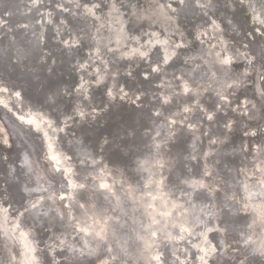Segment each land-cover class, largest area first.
<instances>
[{
    "label": "clouds",
    "instance_id": "clouds-1",
    "mask_svg": "<svg viewBox=\"0 0 264 264\" xmlns=\"http://www.w3.org/2000/svg\"><path fill=\"white\" fill-rule=\"evenodd\" d=\"M19 5L15 28L0 15V114L19 121L0 152V264H264V0ZM16 73L78 82L32 105ZM122 106L136 116L119 139H89ZM37 107L72 189L24 126Z\"/></svg>",
    "mask_w": 264,
    "mask_h": 264
},
{
    "label": "bare ground",
    "instance_id": "bare-ground-1",
    "mask_svg": "<svg viewBox=\"0 0 264 264\" xmlns=\"http://www.w3.org/2000/svg\"><path fill=\"white\" fill-rule=\"evenodd\" d=\"M20 5L19 0H0V14L6 13L8 11L13 12L12 17H8L10 23L9 26L15 28L16 25L23 19L19 15ZM5 17V16H4ZM5 19V18H4ZM12 35H15L13 33ZM5 39H8L7 36L4 37ZM0 56H7V48L0 49ZM8 79L12 80L15 85H17L18 89H21L22 91H25V96L22 95V102L24 100H27L32 105H38L39 101L42 99V93L46 90H55L59 87L62 83H71L72 85H75L78 80L76 78V81L70 78L67 73L60 77L59 79H51L47 76L44 77L43 81L39 84L33 83L31 80L24 79L21 77L18 73L13 74L8 77ZM71 81H74L71 82ZM78 86V84H77ZM97 95L102 96V92H98ZM7 97V94L0 97V100H5ZM62 109L64 111H71V107L68 104H61ZM61 107H59V110ZM134 108L129 110L127 106H122L119 110L114 113L112 117L107 116L105 118L104 122H101L96 126L94 131V136L90 137L89 139L95 138V136H99L101 139L104 137H107L109 140H112L115 138L114 133L121 134L122 132V125H131L133 123L135 115H133ZM5 114L10 116V113ZM20 116V113L17 112V117ZM0 118L4 119V117L0 114ZM16 118V117H15ZM24 126L34 130L33 131V138H35L37 144H44L47 142L48 146V155L49 158L53 160L55 164L62 167L63 174L65 177V181L68 185L69 189H72L74 187L71 180H68L67 178L72 174L74 171L73 168L69 167L68 163L65 162L63 155L60 151L57 149V145L59 143L60 134L56 133L54 134L52 129L48 126L50 121V116L45 114V111L40 110L39 107L36 108V110L28 109L24 116ZM5 120V119H4ZM5 124L4 131H0V152H3L4 155L9 156V159H11L12 155H14V148L15 144L12 140V135L9 129L14 130L13 126L9 124L7 120ZM13 127V128H12ZM65 133L69 131V129H64ZM13 143V149H9L7 147V144L5 143ZM117 154H113V159H118ZM53 169H56L54 166H51ZM66 169H70V171H67ZM101 175H105L103 169L100 170ZM112 176L111 174H107V179L101 180L99 186H101V189H108L112 187L111 184ZM65 198L70 194V192L65 193ZM108 223L107 218L104 220L97 219V224H106Z\"/></svg>",
    "mask_w": 264,
    "mask_h": 264
},
{
    "label": "rangeland",
    "instance_id": "rangeland-1",
    "mask_svg": "<svg viewBox=\"0 0 264 264\" xmlns=\"http://www.w3.org/2000/svg\"><path fill=\"white\" fill-rule=\"evenodd\" d=\"M4 14V13H3ZM3 14H0V15H3ZM5 17V20L8 22V24H13V23H10V21H9V19H7L8 18V16H6V15H4ZM146 83V82H145ZM134 113H133V115H135L136 116V110L134 109V111H133ZM114 113H116V111H112V112H110L109 113V116L110 117H112L113 115H114ZM3 117H4V119L5 120H7L8 122H9V124L11 125V126H13L12 128L14 129V131H19L17 128H16V126H15V124H13V120H16V123L18 124L19 123V121L15 118V117H13V119L12 120H9L8 119V115L7 114H5V111H4V113H2L1 114ZM115 134V139H119V136H120V134L119 133H114ZM29 142H31V139L29 138ZM48 144H47V142L44 144V150H45V154H46V158H47V162L51 165V166H54L55 168H56V170H57V172H59V171H61L62 170V167H60V166H58L57 164H55L54 162H53V160L52 159H50L49 158V155H48V146H47ZM67 171H70L71 172V170L70 169H66ZM100 188H101V186H99ZM66 192H64L63 193V195H64V197H65V194Z\"/></svg>",
    "mask_w": 264,
    "mask_h": 264
},
{
    "label": "water",
    "instance_id": "water-1",
    "mask_svg": "<svg viewBox=\"0 0 264 264\" xmlns=\"http://www.w3.org/2000/svg\"><path fill=\"white\" fill-rule=\"evenodd\" d=\"M71 78H72L73 80H75V81H76V77H75V76H72ZM71 82H73V83H74V81H71ZM59 107H61V109H60L61 111H64V110L62 109V105H59ZM117 155H118V154H117Z\"/></svg>",
    "mask_w": 264,
    "mask_h": 264
}]
</instances>
